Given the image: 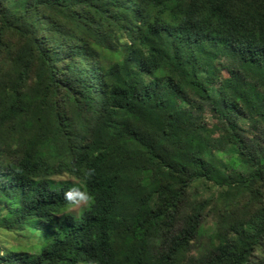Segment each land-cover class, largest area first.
Segmentation results:
<instances>
[{"label":"trees","instance_id":"16d2710c","mask_svg":"<svg viewBox=\"0 0 264 264\" xmlns=\"http://www.w3.org/2000/svg\"><path fill=\"white\" fill-rule=\"evenodd\" d=\"M0 218V264H264V0H0Z\"/></svg>","mask_w":264,"mask_h":264},{"label":"rangeland","instance_id":"374dc122","mask_svg":"<svg viewBox=\"0 0 264 264\" xmlns=\"http://www.w3.org/2000/svg\"><path fill=\"white\" fill-rule=\"evenodd\" d=\"M215 72H216V74L219 77V83L224 84V80L227 77V74H226L223 66L221 64L220 65H216L215 66ZM174 158L182 161L181 158H179L178 155H174ZM56 180L57 181L69 180V181L73 182L72 179L67 178L66 176H59V177L56 178ZM211 189H213V188H211ZM86 204H87V202L84 199H80L79 201L67 206L64 211L68 212V213H71L73 215H78L79 212L86 206ZM22 242H23V240L21 239V237L17 236L14 232H12V231L10 232V231H7V230H4V229L0 228V245L3 248L4 247H6L7 249L10 248V247L15 248L16 244H19V243H22Z\"/></svg>","mask_w":264,"mask_h":264}]
</instances>
